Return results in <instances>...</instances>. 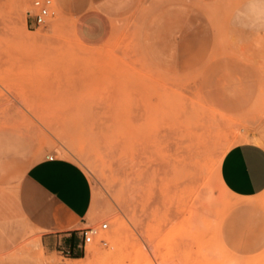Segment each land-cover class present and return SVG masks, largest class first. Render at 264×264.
Returning a JSON list of instances; mask_svg holds the SVG:
<instances>
[{"label": "rangeland", "instance_id": "1", "mask_svg": "<svg viewBox=\"0 0 264 264\" xmlns=\"http://www.w3.org/2000/svg\"><path fill=\"white\" fill-rule=\"evenodd\" d=\"M50 1L38 25L35 0H0V181L43 155L84 170L98 231L68 264H264V191L244 200L260 246L233 255L219 178L231 146H264V0H227L194 36L167 14L183 0H142L100 43L78 27L87 0ZM23 246L0 264H50Z\"/></svg>", "mask_w": 264, "mask_h": 264}, {"label": "crops", "instance_id": "2", "mask_svg": "<svg viewBox=\"0 0 264 264\" xmlns=\"http://www.w3.org/2000/svg\"><path fill=\"white\" fill-rule=\"evenodd\" d=\"M141 2L87 0L89 9L82 13L78 25L81 36L87 41L102 42L111 34L113 22L129 17ZM228 3L227 0H183L182 5L167 11L179 22L173 32L208 35V12ZM227 98L217 97V105L227 107L230 104L224 100ZM52 155L53 159L41 156L12 180L0 181V255L24 254L27 249L23 244L29 242L50 257V264H68V260L86 258L89 243H84L82 230L96 220L91 213L92 187L78 163ZM219 178L238 201L230 205L231 211L223 218V240L238 253L233 255L244 256L242 253L260 246L250 243L251 232L245 225L250 213L257 210L256 203L244 200L264 191V146L253 141L231 146L221 158Z\"/></svg>", "mask_w": 264, "mask_h": 264}, {"label": "built area", "instance_id": "3", "mask_svg": "<svg viewBox=\"0 0 264 264\" xmlns=\"http://www.w3.org/2000/svg\"><path fill=\"white\" fill-rule=\"evenodd\" d=\"M50 3V0H35L34 4L38 9V11L33 15L35 24L39 25L45 22L46 17L49 15ZM47 158L53 159V155H47ZM101 228H107V223H102ZM97 231V228L92 226L83 229L82 234L84 236V243H90ZM65 252L68 253L69 251L66 250Z\"/></svg>", "mask_w": 264, "mask_h": 264}, {"label": "bare ground", "instance_id": "4", "mask_svg": "<svg viewBox=\"0 0 264 264\" xmlns=\"http://www.w3.org/2000/svg\"><path fill=\"white\" fill-rule=\"evenodd\" d=\"M89 53V52H88ZM84 56V55H83ZM85 57V56H84ZM197 219H198V217H197ZM196 222V221H195ZM41 253L43 254V252H42V250H41ZM88 257L87 258H89L90 257V254H88L87 255Z\"/></svg>", "mask_w": 264, "mask_h": 264}]
</instances>
